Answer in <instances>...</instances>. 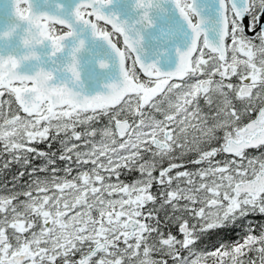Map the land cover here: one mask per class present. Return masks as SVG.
<instances>
[{"label": "snow or ice", "instance_id": "obj_1", "mask_svg": "<svg viewBox=\"0 0 264 264\" xmlns=\"http://www.w3.org/2000/svg\"><path fill=\"white\" fill-rule=\"evenodd\" d=\"M0 156V264H264V0H0Z\"/></svg>", "mask_w": 264, "mask_h": 264}, {"label": "flooded vegetation", "instance_id": "obj_2", "mask_svg": "<svg viewBox=\"0 0 264 264\" xmlns=\"http://www.w3.org/2000/svg\"><path fill=\"white\" fill-rule=\"evenodd\" d=\"M46 145H43V149L46 150ZM3 158V156H2ZM10 159V158H9ZM38 164V160L35 162ZM22 170L19 166H11L10 168L8 169H2L1 172H0V182H1V187L3 188V185L5 183H7L8 181L12 180V178L10 179L8 176L10 174L14 175L16 174L18 171ZM30 171V169H29ZM17 179L19 180V183L20 184H23L27 179L28 177L25 176L24 178H19L17 177ZM9 188H11V185H8Z\"/></svg>", "mask_w": 264, "mask_h": 264}, {"label": "trees", "instance_id": "obj_3", "mask_svg": "<svg viewBox=\"0 0 264 264\" xmlns=\"http://www.w3.org/2000/svg\"><path fill=\"white\" fill-rule=\"evenodd\" d=\"M39 147L43 149V145H40ZM55 147H58V146H54V147H53V150H55ZM45 148H46V150H47V147H45ZM257 154H258V153H257ZM4 158H5V157L2 158V156H0V165H2V163H3V161H4ZM39 163H40V161L38 160V164H39ZM62 166H63V165H61V167H62ZM189 167H191V166H189ZM0 172H1V170H0ZM136 175H137V174H135V173H133V174H131V175L124 174V175L122 176V179H124L126 182H130V181H132L133 179L136 178ZM12 176H13V175L10 174L8 177L11 179ZM11 181H12V180L8 181L7 184H8V185H11ZM2 190H3V188L1 187V182H0V191H2ZM252 222H253V223H256V224L264 223V217H260L259 214H255V215L252 217Z\"/></svg>", "mask_w": 264, "mask_h": 264}]
</instances>
